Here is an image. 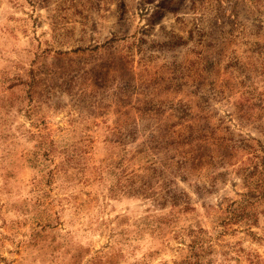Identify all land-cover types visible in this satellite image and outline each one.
Here are the masks:
<instances>
[{
    "label": "rangeland",
    "instance_id": "1",
    "mask_svg": "<svg viewBox=\"0 0 264 264\" xmlns=\"http://www.w3.org/2000/svg\"><path fill=\"white\" fill-rule=\"evenodd\" d=\"M264 264V0H0V264Z\"/></svg>",
    "mask_w": 264,
    "mask_h": 264
},
{
    "label": "trees",
    "instance_id": "2",
    "mask_svg": "<svg viewBox=\"0 0 264 264\" xmlns=\"http://www.w3.org/2000/svg\"><path fill=\"white\" fill-rule=\"evenodd\" d=\"M196 263H198V262H195V263H192V264H196ZM200 264V263H199Z\"/></svg>",
    "mask_w": 264,
    "mask_h": 264
}]
</instances>
